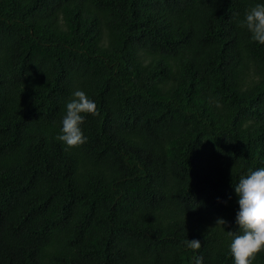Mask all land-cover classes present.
I'll use <instances>...</instances> for the list:
<instances>
[{
    "label": "trees",
    "instance_id": "trees-1",
    "mask_svg": "<svg viewBox=\"0 0 264 264\" xmlns=\"http://www.w3.org/2000/svg\"><path fill=\"white\" fill-rule=\"evenodd\" d=\"M258 3L0 0V264H234V186L264 168ZM76 90L98 115L69 149Z\"/></svg>",
    "mask_w": 264,
    "mask_h": 264
},
{
    "label": "clouds",
    "instance_id": "clouds-1",
    "mask_svg": "<svg viewBox=\"0 0 264 264\" xmlns=\"http://www.w3.org/2000/svg\"><path fill=\"white\" fill-rule=\"evenodd\" d=\"M251 33V39L264 45V3H258L246 13L243 22ZM85 114L98 115L97 105L82 90H76L66 104L61 134L56 137L67 148H78L87 142L81 125ZM238 196L239 211L236 223L239 234L227 232L232 237L230 251L234 264H252L256 256L264 251V168L241 176L234 186ZM226 221L217 219L216 225L224 226ZM186 246L194 252L201 248L199 240H186ZM193 264H203V256H194Z\"/></svg>",
    "mask_w": 264,
    "mask_h": 264
}]
</instances>
